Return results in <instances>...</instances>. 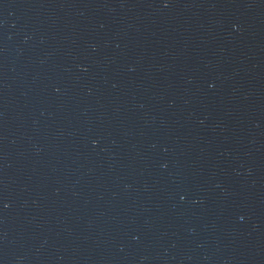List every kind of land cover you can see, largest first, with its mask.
<instances>
[{
    "label": "water",
    "instance_id": "water-1",
    "mask_svg": "<svg viewBox=\"0 0 264 264\" xmlns=\"http://www.w3.org/2000/svg\"><path fill=\"white\" fill-rule=\"evenodd\" d=\"M0 264H264V0H0Z\"/></svg>",
    "mask_w": 264,
    "mask_h": 264
}]
</instances>
